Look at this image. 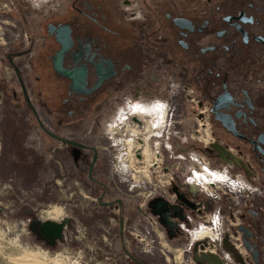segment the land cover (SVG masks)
Segmentation results:
<instances>
[{"label":"rangeland","instance_id":"obj_1","mask_svg":"<svg viewBox=\"0 0 264 264\" xmlns=\"http://www.w3.org/2000/svg\"><path fill=\"white\" fill-rule=\"evenodd\" d=\"M59 3L0 0V264H207L183 250L192 227L172 210L169 183L209 160L202 107L165 84L160 96L136 100L160 105L162 127L121 114L120 100L58 116L40 55L44 21ZM46 224L59 234L46 236ZM199 230L202 242L209 232Z\"/></svg>","mask_w":264,"mask_h":264},{"label":"flooded vegetation","instance_id":"obj_2","mask_svg":"<svg viewBox=\"0 0 264 264\" xmlns=\"http://www.w3.org/2000/svg\"><path fill=\"white\" fill-rule=\"evenodd\" d=\"M43 28L40 56L58 116L134 99L120 113L162 127L160 105L136 100L160 96L166 84L197 101L209 160L182 180L172 171V210L192 228L216 218L229 260L264 264V0H60ZM196 243L193 258L223 262L197 253Z\"/></svg>","mask_w":264,"mask_h":264},{"label":"built area","instance_id":"obj_3","mask_svg":"<svg viewBox=\"0 0 264 264\" xmlns=\"http://www.w3.org/2000/svg\"><path fill=\"white\" fill-rule=\"evenodd\" d=\"M133 101H127L125 103H132ZM211 175V174H210ZM214 182V181H213ZM232 181L230 179H227V181H224L221 183L222 184H226L225 186L227 187ZM182 226H184V223L182 224ZM222 225L218 224V221L216 218L211 219V222L209 224V226H207V224H202V223H198V226L192 229L189 228H185V231L188 233V235L191 238V241L187 243V245L185 246V248H183V250L185 252H187L188 258L191 259V252L194 248V245H192V241L197 242L198 245L196 252H203V253H214L216 254L219 258L224 259V262H231V260L228 259L227 255L230 252V247H228L226 245V243L224 242V235H223V230H222ZM195 229H202L201 231L199 230V232H204L206 230V232L209 234L205 235L202 240V242L200 241V238H195L193 239V234L195 233ZM199 237V236H197ZM203 237V236H202ZM196 243V244H197ZM182 250V251H183ZM207 262V261H206ZM210 264V263H207ZM231 264H234L231 262Z\"/></svg>","mask_w":264,"mask_h":264},{"label":"water","instance_id":"obj_4","mask_svg":"<svg viewBox=\"0 0 264 264\" xmlns=\"http://www.w3.org/2000/svg\"><path fill=\"white\" fill-rule=\"evenodd\" d=\"M51 25H49V31L51 32ZM58 33H59V31L57 30L56 31V35H58ZM54 66H55V70H57V71H59V67H58V65L55 63L54 64ZM73 83L74 82H72V86H73ZM163 200L162 199H160L159 201H158V203H159V206L158 207H160V205L162 204V206L163 205H165V203H163L162 202ZM59 226L57 227V226H52V225H49V224H46L44 227H43V233L46 235V236H49V237H53L55 234H59ZM196 259L197 260H204V261H207L208 263H210V264H223V262L222 261H220L215 255H213V254H207V255H202L201 257H196Z\"/></svg>","mask_w":264,"mask_h":264},{"label":"bare ground","instance_id":"obj_5","mask_svg":"<svg viewBox=\"0 0 264 264\" xmlns=\"http://www.w3.org/2000/svg\"><path fill=\"white\" fill-rule=\"evenodd\" d=\"M119 141H120V143L122 144V148H124V149H125V148H128V149H129V148L131 147V144H130L129 146L126 144V143L129 142V141H127V140H118L117 142H119ZM121 141H122V142H121ZM124 149H123V150H124ZM131 149H132V148H131ZM122 154H124V155H122ZM126 155H127V152H123V151L120 152V154H119V157H120L119 159L121 160L122 164H124V159H125ZM205 170H206V169H205ZM206 171H207V170H206ZM193 172L201 173L202 171H197V170L194 171V170H193L192 173H193ZM207 172H208V171H207ZM208 173L211 174V175H213V174L210 173V172H208ZM201 182H202V181H201ZM194 237H197V234H196V233L193 234V239H194Z\"/></svg>","mask_w":264,"mask_h":264}]
</instances>
